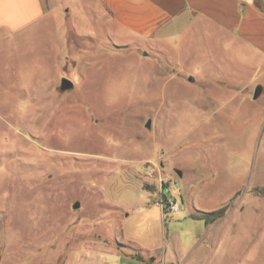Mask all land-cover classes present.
Masks as SVG:
<instances>
[{
	"label": "rangeland",
	"instance_id": "374dc122",
	"mask_svg": "<svg viewBox=\"0 0 264 264\" xmlns=\"http://www.w3.org/2000/svg\"><path fill=\"white\" fill-rule=\"evenodd\" d=\"M42 2L0 30V264H264V53L199 24L150 43L111 33L95 0Z\"/></svg>",
	"mask_w": 264,
	"mask_h": 264
},
{
	"label": "crops",
	"instance_id": "0c3cea01",
	"mask_svg": "<svg viewBox=\"0 0 264 264\" xmlns=\"http://www.w3.org/2000/svg\"><path fill=\"white\" fill-rule=\"evenodd\" d=\"M69 1V0H67ZM93 13H104L111 33L163 41L199 24L234 40H244L264 53V13L254 0H95ZM69 13L67 4L61 7ZM48 11V10H47ZM42 0H0V30H23L45 17ZM77 13H85L79 7ZM112 29V30H111ZM131 41V40H130ZM120 264H156L142 256Z\"/></svg>",
	"mask_w": 264,
	"mask_h": 264
},
{
	"label": "water",
	"instance_id": "95a60500",
	"mask_svg": "<svg viewBox=\"0 0 264 264\" xmlns=\"http://www.w3.org/2000/svg\"><path fill=\"white\" fill-rule=\"evenodd\" d=\"M73 85H74L73 82L69 78H66V77H63L60 81V89L62 91L72 89ZM262 90H263V87L261 85H257L253 91V95H252L253 99H257L262 93ZM149 126H150V121L147 122V127ZM176 172L178 173L179 176H181L182 173L180 170H177ZM79 205H80L79 202L76 201L73 204V208L76 209L79 207Z\"/></svg>",
	"mask_w": 264,
	"mask_h": 264
},
{
	"label": "built area",
	"instance_id": "2783aa9c",
	"mask_svg": "<svg viewBox=\"0 0 264 264\" xmlns=\"http://www.w3.org/2000/svg\"><path fill=\"white\" fill-rule=\"evenodd\" d=\"M161 205H162V209L164 212H166V211H178L179 209L182 208V205H177L176 202L169 204L168 207H166L164 204H161Z\"/></svg>",
	"mask_w": 264,
	"mask_h": 264
},
{
	"label": "trees",
	"instance_id": "16d2710c",
	"mask_svg": "<svg viewBox=\"0 0 264 264\" xmlns=\"http://www.w3.org/2000/svg\"><path fill=\"white\" fill-rule=\"evenodd\" d=\"M220 213H221V210H216V211L209 212V213H207V214H205V215H202V216H204L205 218L208 219L210 216H215V217H217V216L220 215Z\"/></svg>",
	"mask_w": 264,
	"mask_h": 264
},
{
	"label": "flooded vegetation",
	"instance_id": "af4514ba",
	"mask_svg": "<svg viewBox=\"0 0 264 264\" xmlns=\"http://www.w3.org/2000/svg\"><path fill=\"white\" fill-rule=\"evenodd\" d=\"M62 79V78H61ZM61 79H60V81H61ZM60 88V87H59Z\"/></svg>",
	"mask_w": 264,
	"mask_h": 264
}]
</instances>
